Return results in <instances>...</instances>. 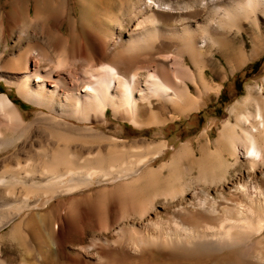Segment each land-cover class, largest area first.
I'll list each match as a JSON object with an SVG mask.
<instances>
[{"label": "bare ground", "instance_id": "obj_1", "mask_svg": "<svg viewBox=\"0 0 264 264\" xmlns=\"http://www.w3.org/2000/svg\"><path fill=\"white\" fill-rule=\"evenodd\" d=\"M74 1L0 13V82L35 109L0 89V264H264V80L214 143L148 135L264 54V0Z\"/></svg>", "mask_w": 264, "mask_h": 264}, {"label": "rangeland", "instance_id": "obj_2", "mask_svg": "<svg viewBox=\"0 0 264 264\" xmlns=\"http://www.w3.org/2000/svg\"><path fill=\"white\" fill-rule=\"evenodd\" d=\"M33 0H0V13L1 14H10L12 6L20 2L27 3L29 7V12L32 15L31 3ZM169 1V0H164ZM183 2V0H181ZM71 7L73 8L74 16L76 14V3L74 0H70ZM71 18V17H70ZM3 21L6 22V18L3 17ZM85 21H88V14H86ZM62 32L65 36H68L71 31V22L66 20L63 24ZM31 34L37 37H43L41 29L31 28ZM247 33V34H246ZM16 32L12 38L9 39V44H13L17 40ZM8 37L9 33H5ZM245 41L247 42V52L250 53L253 49V43L248 32L243 34ZM26 43V41H24ZM8 52V51H7ZM218 56H215L213 62L217 65H220ZM210 83L214 85H221L220 92L218 94L211 93L206 99V105L197 113L192 114L189 117L183 116L180 120H176L174 123L169 124L163 129H152L148 135L154 136L160 131L163 133L165 140H167L170 145L179 146L183 142L189 140L196 141L204 131L209 130V136L212 143H214L218 137L219 132L222 128L223 123L230 118V109L235 105L236 102L242 100L247 95V90L249 87H261L264 80V54L260 57L255 58L254 60L248 61L242 65L237 71L229 74L228 77L221 81L219 80L212 72L206 74ZM0 89L7 91L11 98H14L16 103L21 105L20 111L26 117V120H31L33 117L35 109L19 98L16 94V91L13 88H9L4 85L3 82H0ZM107 117L112 119L110 110H108ZM114 127H119L120 130L130 133V128L132 125L127 123L122 124L117 120H113ZM212 150H215L214 145L211 146ZM171 154V150L167 153V159ZM242 168H238L240 173ZM234 174V173H233ZM97 186H93L90 190H84L83 193H88L93 191ZM252 191L250 190L249 193ZM253 195V192H252ZM11 226L5 227L1 233H6ZM3 250L7 253L11 259V263L14 264L17 259L14 258V251L10 245L5 244ZM153 259V261H152ZM161 257L158 254H154L151 257L152 264H161Z\"/></svg>", "mask_w": 264, "mask_h": 264}]
</instances>
